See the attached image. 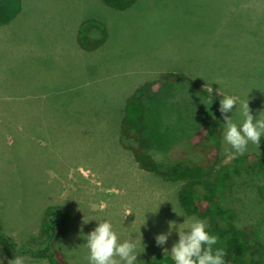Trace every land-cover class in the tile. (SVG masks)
I'll list each match as a JSON object with an SVG mask.
<instances>
[{
	"label": "rangeland",
	"instance_id": "1",
	"mask_svg": "<svg viewBox=\"0 0 264 264\" xmlns=\"http://www.w3.org/2000/svg\"><path fill=\"white\" fill-rule=\"evenodd\" d=\"M90 19L110 32L93 52L77 42ZM167 72L188 78L165 81L145 100L146 135L157 162L174 169L170 152L190 154L193 137L206 140L207 123L217 124L215 113L204 119L209 102L197 86L218 106L221 92L238 105L248 99L257 119L264 112V0H140L125 11L100 0H25L23 14L0 26V218L8 235L43 245L44 213L58 207L70 213V230L55 244L69 264H89L83 237L98 221L112 223L121 242L137 244L138 264L171 252L177 230L163 246L155 237L170 232V221L201 219L181 208L176 183L139 166L117 131L126 99ZM235 111L228 115L239 125ZM204 144L197 150L208 154L214 146ZM253 152L264 155V137L245 154ZM219 153L224 163L243 156L224 140ZM220 204L234 211L239 227L259 229L264 243L263 171L243 170ZM12 259L0 244L2 264Z\"/></svg>",
	"mask_w": 264,
	"mask_h": 264
},
{
	"label": "trees",
	"instance_id": "2",
	"mask_svg": "<svg viewBox=\"0 0 264 264\" xmlns=\"http://www.w3.org/2000/svg\"><path fill=\"white\" fill-rule=\"evenodd\" d=\"M104 5L119 11L133 7L140 0H100ZM25 0H0V26L13 23L24 12ZM23 11V12H22ZM100 34L99 38L94 37ZM110 32L108 26L97 19L85 21L78 31L77 42L80 47L88 52L102 48L108 41ZM183 73L167 72L160 78L148 81L138 87L125 101L122 118L118 125L119 143L130 151L139 166L148 172L161 176L169 182L179 186V204L190 216L208 221L207 231L219 237L215 247L225 250L226 264H259L260 255L264 252V243L260 230L255 226L239 227L235 222V213L230 208L220 204L223 194L229 192L234 180L245 171L259 169L264 172V155L257 152L236 157L233 161L224 163L226 156L221 157L224 124L219 106L209 92L197 86V89L206 94L208 104L204 112L207 120L211 113H215L217 124L212 128L207 123L204 140L199 136L193 137L190 154L177 155V150L166 157L169 162H176L174 169L162 167L151 152V142L147 134V104L146 99L154 97L165 81L186 80ZM207 122V121H206ZM209 142L214 148L209 153L199 152L198 147L206 146ZM195 150V151H193ZM197 150V151H196ZM177 151V152H174ZM203 154L202 159L194 161L191 155ZM174 156L177 158L173 159ZM183 158L186 163H178ZM210 167V168H208ZM70 213L62 208H49L45 211L42 224V233L46 237L43 245H27L18 242L14 237L5 232V226L0 218V244L5 253L14 258L15 254L29 257L34 260H48L49 264H69L61 249L56 248V243L65 237L70 228L67 224ZM169 252V251H168ZM157 252L150 262L144 264H174L170 252Z\"/></svg>",
	"mask_w": 264,
	"mask_h": 264
},
{
	"label": "clouds",
	"instance_id": "3",
	"mask_svg": "<svg viewBox=\"0 0 264 264\" xmlns=\"http://www.w3.org/2000/svg\"><path fill=\"white\" fill-rule=\"evenodd\" d=\"M219 94L223 97L219 102V112L226 122L223 133L224 142L232 152L239 155L245 154L250 143L260 149L261 139L264 137V112H261L257 119L251 112L248 99L241 101L238 105L236 97L221 92ZM234 107L235 115L239 113L242 117L239 125L234 123L233 118L228 115ZM173 211L183 216L174 208ZM129 215L132 214L128 213L127 216ZM83 223L89 222L84 218ZM169 228L168 234L157 235L155 240L158 246H163L167 243L171 230L178 231L179 240L170 252L174 264H226L227 253L223 248L215 247L219 237L207 231L205 221L186 217V222L179 226L170 221ZM83 239L86 240L83 247L89 251L87 257L89 264H138L137 244L130 240L121 242L112 223L108 221H98V226ZM165 253H169L167 249ZM8 264H25V261L22 256L15 254L14 259L9 260Z\"/></svg>",
	"mask_w": 264,
	"mask_h": 264
}]
</instances>
